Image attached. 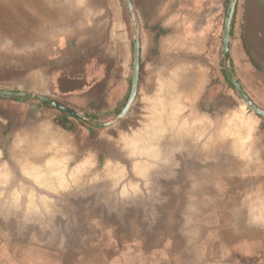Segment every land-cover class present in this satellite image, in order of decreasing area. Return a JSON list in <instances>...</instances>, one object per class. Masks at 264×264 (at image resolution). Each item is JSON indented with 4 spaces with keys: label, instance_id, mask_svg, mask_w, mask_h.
Masks as SVG:
<instances>
[{
    "label": "crops",
    "instance_id": "obj_1",
    "mask_svg": "<svg viewBox=\"0 0 264 264\" xmlns=\"http://www.w3.org/2000/svg\"><path fill=\"white\" fill-rule=\"evenodd\" d=\"M32 1L44 10L35 13L26 8L30 0H14L19 10L43 18L53 2H61ZM78 1L85 5L76 12L84 14L61 32L54 53L45 56L51 66L29 70L26 83L13 88L53 97L80 111L95 102L100 120L113 119L132 83L129 16L122 0ZM132 1L141 40L137 97L124 120L100 131L91 152L81 159L88 156L99 166L103 162V168L110 158L120 161L127 172L120 177L125 193L156 197L132 198L122 212L94 211L91 236L66 249L29 238L25 258L17 239L1 236L0 264H83L88 258L91 264H264V117L250 110L228 82L223 32L229 0ZM246 1L238 0L230 60L250 98L264 108V29L259 24L258 31L248 33ZM0 2L4 7L8 1ZM86 4H93L90 11ZM56 8L60 18L67 17L62 5ZM256 18L264 20V9ZM163 79L177 84V119L187 120L193 133L175 150L176 158H136L134 147L121 138L149 121ZM61 113L36 101L0 97V160L11 163L22 178V158L34 153L45 163L53 148L66 145L59 137L90 136L73 117L65 120L75 125L74 131L57 123ZM136 160L153 165L135 173ZM104 172L116 186L118 177Z\"/></svg>",
    "mask_w": 264,
    "mask_h": 264
},
{
    "label": "rangeland",
    "instance_id": "obj_2",
    "mask_svg": "<svg viewBox=\"0 0 264 264\" xmlns=\"http://www.w3.org/2000/svg\"><path fill=\"white\" fill-rule=\"evenodd\" d=\"M6 1L8 2L5 3L4 7L0 6V88L16 90V88H13V84L25 81L29 70L51 66L48 65L49 62L45 59V56L54 53L61 32L70 29L75 22L81 19L84 13H78L76 10H78L79 5L83 8L85 4L78 0L56 1L52 3V7L62 5L65 8L67 17L60 18L59 9L56 8V11L52 8L50 14L43 18L39 15H31L26 10H19L14 0ZM30 1L29 4H26L28 10L31 9L35 13L38 8H41V11L44 10L42 9L43 5L40 6L39 2ZM90 5L86 4V11H90L93 4ZM137 5L144 6L145 3ZM228 5L229 2L226 4V13ZM33 57L34 59H32ZM81 112L83 111L81 110ZM69 117L75 118L80 124L87 127L90 130V136L82 140H80V136L66 135L59 137L60 143L66 145H63L64 147L60 148L61 150H57L55 155L58 156V152L64 153L68 150L74 156L77 152L75 161H79L84 155L91 152L92 146L97 143L98 133L106 128L91 127L72 115L66 116V119H69ZM110 120L113 119L101 121L107 122ZM137 126L138 124L132 126V129ZM72 128L66 129L74 131L75 125ZM182 142L183 139L181 138L180 144ZM53 150L56 151L53 148L52 152ZM75 161L67 165L68 171L66 173H70V168L76 164ZM102 163L100 166L94 163L93 167L80 173L76 180L70 177L71 173L70 175L65 173V176H68L65 177L66 181L70 186L63 189V194L50 195L51 197L48 198L47 202L43 200L40 194L31 195L25 193V191L23 192V189L28 190L27 187L22 188V186L17 185L22 191L19 194L13 190L11 188L13 181L18 180L20 176L18 177L17 171L13 172L11 163L0 160V237L2 236L9 241L13 238L17 239L21 244V251L24 252L25 258L27 257L26 248L29 238H35L37 244L46 243L49 246L66 249L79 243L81 238L87 239L91 236V219L94 211L122 212L132 198L156 197L154 195L124 193L123 188L120 187V181L123 179L117 178V185L115 186L114 180H109L105 175L104 171H107V169L103 168ZM61 171L55 172L54 175L61 173ZM97 171L99 172L97 173ZM107 173L110 174L108 171ZM98 174H100V177H97ZM125 175L127 176L126 172ZM13 177L14 179H12ZM22 178L25 177L22 176ZM29 179L31 182H35L34 185L38 187V183H36L38 180ZM118 182H120L119 186ZM130 189L129 187L128 190ZM136 191H139V186ZM83 264H91L90 259H85Z\"/></svg>",
    "mask_w": 264,
    "mask_h": 264
},
{
    "label": "bare ground",
    "instance_id": "obj_3",
    "mask_svg": "<svg viewBox=\"0 0 264 264\" xmlns=\"http://www.w3.org/2000/svg\"><path fill=\"white\" fill-rule=\"evenodd\" d=\"M175 76H177V75H175ZM157 80L159 81V78ZM160 81H161V79H160ZM176 85L177 84L172 80H164L163 79L161 86H160V89H159L160 92L158 91V94L160 93L159 100L156 103L154 101V103L156 105L155 107L150 106L152 108L150 109V112H149L150 114L147 117V119H149V121L145 122L144 127L139 129L138 131H135L133 135L125 134L124 136H122L121 139L122 140L124 139L126 141V144L129 145V147H130V145L134 147V150H132L133 152L131 150H130V152L136 154L137 155L136 158H138V157L142 158L143 156H147L146 158H148V156L151 158H152V156L161 157V156H166L168 154L169 155L171 154L174 157V156H176L175 150L178 148V146H180L181 138L183 139V142L187 143V141H188L187 138H189L191 136V134L193 133V132H190L188 130L189 125L187 123V120H185L184 123L178 122L176 112H177V109L179 108V105L177 104V100L179 98V90L177 89ZM148 109H149V107H148ZM46 138H47V136H46ZM49 139H50V141H53L52 140L53 137L52 138L49 137ZM237 142H238V140H237ZM36 148H35V150H36ZM231 148H233V147H231ZM21 149L22 148H20V150ZM54 149H56V151L53 150V152L51 153V156L49 155L50 157H48L47 159H44L45 163H40L39 159L37 160L38 157L35 159L34 153H33V156H29V157L25 156L26 157L25 159L22 158L23 162H21V163H22V167L24 170L23 172L26 173L25 178H21L18 176L19 177L18 180L13 181V185L11 188L13 190H15L18 194L21 193L22 191L23 192L25 191V193L31 194V195L40 194L42 196L43 200H45V201H47L48 198L50 199V197H51L50 195L61 194V193L63 194V189L70 186V184L66 181L65 177H68L67 175L69 173V172L66 173L68 171L67 165L69 163H71V160L73 159L74 156H73V153L71 151L68 152V150H67V152L64 151V153L58 152V156H56L57 154L55 155V153H57V150L60 149V146L58 145V147L56 146ZM20 150L17 149V151H19V153L21 152ZM22 155H24V153ZM36 155H37V153H36ZM128 155H129V153H128ZM15 157H17V156H15ZM146 158L144 157L145 160H146ZM174 158H176V157H174ZM184 159H187V158H184ZM93 164H94V162H93L92 158H90L88 156L83 160L81 159V160L77 161L76 164L70 168V173H71L70 177L72 179L76 180L77 179L76 177L80 173H82L85 170L93 167L94 166ZM133 164H134V162H133ZM151 165H153V163H150V161L136 160V163L134 164L135 173H140V174L144 173V171H146L149 167H151ZM35 166H37L38 169ZM186 167H187V165H186ZM104 168L107 169V171L110 174H114L118 178H120L122 175L125 176L126 168H125V165L123 163H121L120 161H117V160L115 161L114 159L112 160L110 158L106 161ZM188 168H189V166H188ZM41 170H43V171H41ZM60 170H62L61 173L56 174L58 176L54 175L55 172H60ZM187 170H189V169H187ZM204 170L205 169H203V171ZM190 171H191V169H190ZM196 171H197V169H196ZM65 173L67 174L66 176H65ZM70 173H69V175H70ZM29 178H32V179L34 178L33 179L34 181L38 180V182H36V183H38V187L35 186L34 185L35 182L34 183L31 182V180ZM12 179H14V177ZM17 185L22 186V188L27 187L28 190L23 189L21 191V189L18 188ZM122 187H123V192L125 193V189H126L125 184ZM60 189H62V190H60ZM67 198H68V196H67ZM237 223H239V222H237Z\"/></svg>",
    "mask_w": 264,
    "mask_h": 264
},
{
    "label": "water",
    "instance_id": "obj_4",
    "mask_svg": "<svg viewBox=\"0 0 264 264\" xmlns=\"http://www.w3.org/2000/svg\"><path fill=\"white\" fill-rule=\"evenodd\" d=\"M123 1L129 16L131 30L134 39L133 76H132V83H131L128 99L124 107L116 115V117L113 118V120L107 122H102L101 120L99 121L92 120L88 118L83 112H81L77 108L65 102H62L50 96L38 94L31 91L0 88V97L36 101L54 107L56 109H59L60 111H63L69 115H72L91 127L108 128L119 123L122 119H124L127 116L135 101V98L138 93V86H139L140 72H141V40H140V32H139L135 6L132 0H123ZM237 5H238V0H229V5L227 8L225 24H224V32H223L224 66L230 82L233 84L235 90L239 93V95L244 100L248 108L252 110L254 113L264 117V108H261L260 106L255 104V102H253V100L250 98L246 90L243 88L242 84L235 76L230 60V35H231V28L235 17ZM263 9H264V0L246 1L244 24L247 27L249 34L251 33V30L254 31L255 29L258 31L259 24L260 26L262 25L261 27L264 29V20H259L256 18L257 15L262 14Z\"/></svg>",
    "mask_w": 264,
    "mask_h": 264
},
{
    "label": "trees",
    "instance_id": "obj_5",
    "mask_svg": "<svg viewBox=\"0 0 264 264\" xmlns=\"http://www.w3.org/2000/svg\"><path fill=\"white\" fill-rule=\"evenodd\" d=\"M228 82L231 85V87H233V84L230 82L229 79H228ZM99 108L100 107L97 103H91L88 108L83 109L82 111L85 113V115L88 118L98 121L100 117V114L98 113ZM66 116H70V115L65 112H62L61 116L57 117L55 120L57 123L61 124L63 127L68 128V129H73L72 128L73 125L65 120Z\"/></svg>",
    "mask_w": 264,
    "mask_h": 264
}]
</instances>
